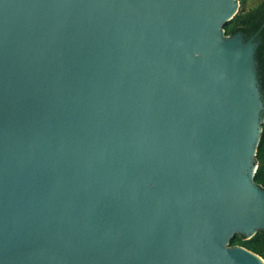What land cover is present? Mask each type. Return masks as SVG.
Wrapping results in <instances>:
<instances>
[{"label":"water","instance_id":"1","mask_svg":"<svg viewBox=\"0 0 264 264\" xmlns=\"http://www.w3.org/2000/svg\"><path fill=\"white\" fill-rule=\"evenodd\" d=\"M238 7L0 0V264H264Z\"/></svg>","mask_w":264,"mask_h":264},{"label":"trees","instance_id":"2","mask_svg":"<svg viewBox=\"0 0 264 264\" xmlns=\"http://www.w3.org/2000/svg\"><path fill=\"white\" fill-rule=\"evenodd\" d=\"M239 7L237 13L226 22L222 29L226 36L236 32L244 39L256 34L255 49L256 74L262 96L264 98V0H260L252 9L243 8L245 0H237ZM256 169L253 181L264 190V123L261 124L260 139L255 154ZM230 246L242 247L257 255L264 262V232H256L254 236L245 240L242 236L235 235L230 240Z\"/></svg>","mask_w":264,"mask_h":264},{"label":"rangeland","instance_id":"3","mask_svg":"<svg viewBox=\"0 0 264 264\" xmlns=\"http://www.w3.org/2000/svg\"><path fill=\"white\" fill-rule=\"evenodd\" d=\"M259 1L260 0H245L244 5H243L244 10L249 9V8L252 9L258 4Z\"/></svg>","mask_w":264,"mask_h":264},{"label":"flooded vegetation","instance_id":"4","mask_svg":"<svg viewBox=\"0 0 264 264\" xmlns=\"http://www.w3.org/2000/svg\"><path fill=\"white\" fill-rule=\"evenodd\" d=\"M251 37H253V41L257 44V42L255 41L256 34H254V35H252V36H250V37H248V38H251ZM248 38H246V39H248ZM246 39H245V40H246Z\"/></svg>","mask_w":264,"mask_h":264}]
</instances>
